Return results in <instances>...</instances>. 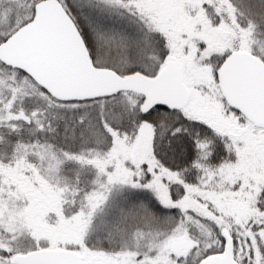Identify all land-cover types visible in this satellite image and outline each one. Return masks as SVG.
Segmentation results:
<instances>
[{
    "label": "snow or ice",
    "instance_id": "6c2138e0",
    "mask_svg": "<svg viewBox=\"0 0 264 264\" xmlns=\"http://www.w3.org/2000/svg\"><path fill=\"white\" fill-rule=\"evenodd\" d=\"M0 264H264V0H0Z\"/></svg>",
    "mask_w": 264,
    "mask_h": 264
}]
</instances>
